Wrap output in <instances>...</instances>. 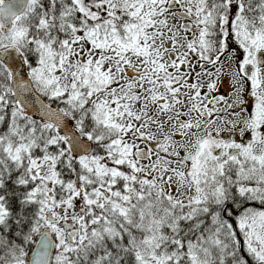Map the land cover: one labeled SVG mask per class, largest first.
Instances as JSON below:
<instances>
[{
  "label": "snow or ice",
  "instance_id": "6c2138e0",
  "mask_svg": "<svg viewBox=\"0 0 264 264\" xmlns=\"http://www.w3.org/2000/svg\"><path fill=\"white\" fill-rule=\"evenodd\" d=\"M0 264H264V0H0Z\"/></svg>",
  "mask_w": 264,
  "mask_h": 264
}]
</instances>
